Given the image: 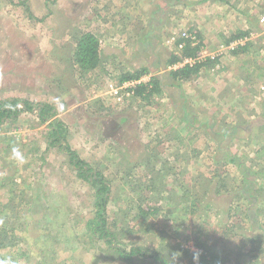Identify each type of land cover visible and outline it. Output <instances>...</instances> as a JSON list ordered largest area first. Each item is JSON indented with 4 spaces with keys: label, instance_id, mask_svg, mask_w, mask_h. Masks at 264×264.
Segmentation results:
<instances>
[{
    "label": "rangeland",
    "instance_id": "1",
    "mask_svg": "<svg viewBox=\"0 0 264 264\" xmlns=\"http://www.w3.org/2000/svg\"><path fill=\"white\" fill-rule=\"evenodd\" d=\"M263 11L264 0H0V102L56 108L72 150L110 181L107 216L121 246L198 264L192 251L204 241L215 264H264V82L256 72L258 85L238 87L239 74L224 71L223 31L232 23V38L250 25L244 39L263 68ZM185 31L201 34L205 57H221L199 84L194 76L173 87L161 70ZM85 32L101 42L91 73L73 58ZM143 67V81H162L150 102L121 82ZM48 131L35 111L0 127V264H161L122 258L91 234L95 190L63 148L49 147Z\"/></svg>",
    "mask_w": 264,
    "mask_h": 264
},
{
    "label": "trees",
    "instance_id": "2",
    "mask_svg": "<svg viewBox=\"0 0 264 264\" xmlns=\"http://www.w3.org/2000/svg\"><path fill=\"white\" fill-rule=\"evenodd\" d=\"M206 1V0H205ZM210 1V0H207ZM219 1V0H218ZM185 36L180 34L175 45V51L167 60V68H165V76L171 79L175 83H169L170 86L176 87V83L181 81H190L192 77L198 75L202 69L208 67L209 62L218 61L221 57L217 55L215 58L203 57L199 58V54L202 52L205 45H202L197 40L203 39L200 33L193 34L190 31ZM240 32L231 38L228 45L232 42L249 37V32ZM184 33V32H183ZM199 44V45H198ZM245 46L237 47L234 50L244 48ZM177 51V52H176ZM228 51V50H227ZM74 62L77 63L79 69L85 73L97 70L101 65V42L98 37L91 33L85 32L80 36L73 54ZM185 59L194 60L191 64H185L182 67H174L177 64L183 63ZM148 69L143 67L137 69L134 73H126L122 79V83L140 81L144 76L148 75ZM162 81L159 76H152L148 82H141L135 87L129 89L132 91L133 96L140 98L143 101L150 102L157 94L161 92ZM22 105V106H21ZM37 112L38 118L42 123L48 124V145L51 148H63L66 154L69 156L70 164L77 170L79 178L88 181L93 189L95 190L96 200L95 207L96 212L94 218L87 223L88 229L91 234L98 239L108 244L115 252L119 253L122 258L132 260L133 258L152 259L156 260L161 264H171L168 258L164 255H158L157 251L149 248H142L140 246H131L129 248L120 245L117 242L116 232L111 231V226L107 216V206L110 202L111 185L110 181L100 171H95L93 168L84 161L75 151L72 150L71 146L67 142L68 126L58 118V112L56 108L51 104H38L36 107L31 105L27 101H21L14 98L6 99L0 102V127L8 121H15L23 113L26 112ZM225 136V135H223ZM61 146V147H60ZM228 159V158H227ZM159 161V160H158ZM229 161L236 162L235 157L229 158ZM165 165V162H161ZM155 166V164H154ZM250 183V182H248ZM228 187V183L224 186ZM192 210L196 209L197 206L193 203L191 206ZM161 213L160 208L150 209L145 212L147 218L158 217ZM197 242V251H192L191 259L198 262V264H215L222 262L215 250H212L206 243ZM175 264V263H174Z\"/></svg>",
    "mask_w": 264,
    "mask_h": 264
},
{
    "label": "crops",
    "instance_id": "3",
    "mask_svg": "<svg viewBox=\"0 0 264 264\" xmlns=\"http://www.w3.org/2000/svg\"><path fill=\"white\" fill-rule=\"evenodd\" d=\"M227 10L228 11L230 10L232 12H236L237 11L236 8H233V7L230 6L229 2H228ZM232 12L229 13L228 16L229 15H230V17L233 16ZM241 17H242V15L240 14V18ZM245 28H247L248 31L246 33H248L249 30H250L249 29L250 25H248V26L246 25ZM233 29H234V26H233L232 23H229V25L227 26V29L223 27V31L226 30L227 31L226 34H228L227 41H226V43L224 45H228L229 41L231 40L230 34H232ZM251 32H253V31H250L249 35L251 34ZM219 34H221V33H219ZM208 48L209 47H207L205 49V52H207ZM250 48H251V44L248 43L247 46L244 47L243 49L240 48L238 50H228L227 53H229L230 57H229V59L228 58L225 59L227 56L224 58L225 65L227 63L228 68H231V70H230L227 67H224L225 68L224 71L229 70V72H231V76H235L236 74H239L238 76L233 78V80L237 79L238 87H241V86L243 87V85L247 84L249 86L248 89H251V87L253 85L254 86L258 85V83L260 81L264 82V67L260 68V67H257V66L254 65V63H255L254 57H252V55H249ZM247 55H249V56L246 57L245 59H241V57H245ZM209 57H211V55ZM212 65H215V62H211V63L209 62V64H208V67L210 66V70L211 71H212V68H211ZM163 72H165V69L161 70V73H163ZM256 72H257V75L259 77V79H258L259 82L257 84L255 83V79H256V76H257ZM215 73H216V71H215ZM198 75H196L197 77L195 78L197 84H199L201 82V79L199 78L200 76H198ZM229 76H230V73H229ZM209 78L211 80V75L209 76ZM210 80H209L210 85L214 86L213 82H211ZM209 87H212V86H209ZM238 87H235V89L238 88ZM215 88H217V87H215ZM230 88H234V87H230ZM243 88H245V87H243ZM261 88H262V86H261ZM241 89L236 91V94H234V96L230 97L228 100L225 99V101H228L227 105L237 106L239 104H238L237 98L235 96L238 95L239 97H241L243 94L248 95L249 90L247 88H246V91H241ZM255 91L257 92V90H255ZM258 91H259V89H258ZM248 97H250V95ZM244 100H246V97L244 98ZM221 104L223 106V105H225V102L222 100ZM237 118L240 119V116L238 115ZM230 129H232V133H236V131L241 129V125H239L238 123H233V125L230 126ZM217 133H219V132L213 131V134H217ZM221 134L222 135H226V134L228 135V134H231V132L224 131Z\"/></svg>",
    "mask_w": 264,
    "mask_h": 264
},
{
    "label": "built area",
    "instance_id": "4",
    "mask_svg": "<svg viewBox=\"0 0 264 264\" xmlns=\"http://www.w3.org/2000/svg\"><path fill=\"white\" fill-rule=\"evenodd\" d=\"M259 24H260V26H261L262 28H264V11H263V14H262V16H261V18H260V20H259ZM187 33H188V32L185 31L184 33H182L181 36H185ZM251 37H252V36H251ZM249 38H250V37H249ZM246 42H247V39H241V40L234 41V42H232L229 46H227L226 49H227V50H234V49L237 48V47H241V46L246 45ZM199 56H200V57H199L198 59L205 57L203 53H200ZM211 57H212V58H215L216 56H215V55H211ZM193 62H194V60L186 59V60L184 61L183 66H184L185 64H191V63H193ZM180 64H181V63H180ZM141 82H147V81H143V78H142L140 81H137V82H136V81L126 82V83H124L123 85H124V86H127V87H128L127 89H131V88L135 87L136 85L140 84ZM121 88H122V86H121Z\"/></svg>",
    "mask_w": 264,
    "mask_h": 264
}]
</instances>
